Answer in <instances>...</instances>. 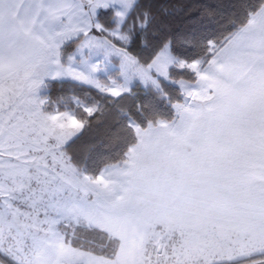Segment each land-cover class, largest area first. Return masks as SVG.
Masks as SVG:
<instances>
[{
    "label": "snow or ice",
    "instance_id": "snow-or-ice-1",
    "mask_svg": "<svg viewBox=\"0 0 264 264\" xmlns=\"http://www.w3.org/2000/svg\"><path fill=\"white\" fill-rule=\"evenodd\" d=\"M181 10L0 0V264H264V0Z\"/></svg>",
    "mask_w": 264,
    "mask_h": 264
},
{
    "label": "trees",
    "instance_id": "trees-1",
    "mask_svg": "<svg viewBox=\"0 0 264 264\" xmlns=\"http://www.w3.org/2000/svg\"><path fill=\"white\" fill-rule=\"evenodd\" d=\"M151 5H174L179 9L173 28L190 34L199 29H208L212 35L223 30L230 13L237 9L241 0H146ZM56 86H53L55 90Z\"/></svg>",
    "mask_w": 264,
    "mask_h": 264
}]
</instances>
